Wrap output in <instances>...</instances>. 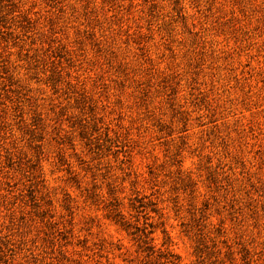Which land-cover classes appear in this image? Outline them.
Masks as SVG:
<instances>
[{
  "label": "rangeland",
  "instance_id": "1",
  "mask_svg": "<svg viewBox=\"0 0 264 264\" xmlns=\"http://www.w3.org/2000/svg\"><path fill=\"white\" fill-rule=\"evenodd\" d=\"M0 264H264V0H0Z\"/></svg>",
  "mask_w": 264,
  "mask_h": 264
}]
</instances>
